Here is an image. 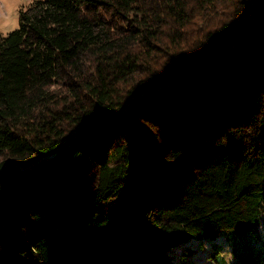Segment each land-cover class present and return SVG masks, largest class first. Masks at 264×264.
I'll return each instance as SVG.
<instances>
[{
	"label": "trees",
	"instance_id": "trees-1",
	"mask_svg": "<svg viewBox=\"0 0 264 264\" xmlns=\"http://www.w3.org/2000/svg\"><path fill=\"white\" fill-rule=\"evenodd\" d=\"M243 230L264 233V0L21 5L0 32V264H177L182 240Z\"/></svg>",
	"mask_w": 264,
	"mask_h": 264
},
{
	"label": "rangeland",
	"instance_id": "rangeland-1",
	"mask_svg": "<svg viewBox=\"0 0 264 264\" xmlns=\"http://www.w3.org/2000/svg\"><path fill=\"white\" fill-rule=\"evenodd\" d=\"M30 0H0V32L5 33L18 24V9ZM264 246V233L254 239L245 230L221 233L201 239L189 238L175 244L167 253L177 264H242V254L247 249ZM250 247V248H249Z\"/></svg>",
	"mask_w": 264,
	"mask_h": 264
}]
</instances>
